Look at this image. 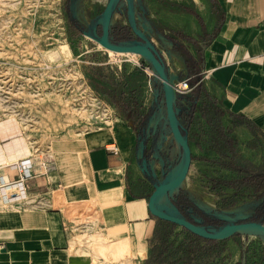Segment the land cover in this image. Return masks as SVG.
Instances as JSON below:
<instances>
[{
  "label": "crops",
  "instance_id": "crops-1",
  "mask_svg": "<svg viewBox=\"0 0 264 264\" xmlns=\"http://www.w3.org/2000/svg\"><path fill=\"white\" fill-rule=\"evenodd\" d=\"M139 28L178 81L200 77L224 109L244 116L264 135V0H145ZM136 100L127 115L117 113L84 137L60 145L50 170L25 182L23 196L13 198L16 191L0 189V264H94L80 254L79 238L119 228L126 230L121 237L129 240L130 261L152 259L146 238L155 231L135 214L148 191L138 194L137 184H146L133 166L138 111L157 106L147 97ZM159 126L152 115L142 151L150 157L158 156ZM21 141L0 126L3 181L15 180L12 164L28 156ZM33 198L40 200L34 204ZM139 229L148 234L142 237Z\"/></svg>",
  "mask_w": 264,
  "mask_h": 264
},
{
  "label": "rangeland",
  "instance_id": "rangeland-1",
  "mask_svg": "<svg viewBox=\"0 0 264 264\" xmlns=\"http://www.w3.org/2000/svg\"><path fill=\"white\" fill-rule=\"evenodd\" d=\"M67 3L69 16L82 27L81 32L69 21L65 8ZM106 3L107 0H0V126L4 125L10 133L21 138L22 148L27 155L46 156L52 162L60 145L67 140H78L94 130L93 126L98 124L92 119L96 115L107 118L110 112L111 119L115 117L118 112L111 109L110 103L117 90V82H123L119 90L126 92V87L137 80V98L147 97L149 104L157 106L154 115L160 125L158 156L150 157L144 153L137 159V165L133 166L134 172L146 184V187L137 184L140 194L153 189L152 178L162 181L171 172L175 177L182 165L171 154L164 131L160 97L156 96L158 84L151 73L137 56L108 51L96 41L100 36L101 15ZM113 13L116 19H112V30L117 26L128 28L126 0H117ZM84 32H90L92 36ZM111 41L122 44L129 40L116 41L111 37ZM145 43L148 45L146 40ZM147 79L153 81L149 89ZM93 97L104 104L106 111H97L88 105ZM238 137L242 142L248 140L244 133ZM261 142L264 143L263 137ZM143 143L135 145V155ZM190 147L198 168V186L194 194L196 208L211 220L223 224L253 221L251 218L256 214L262 198L235 195L237 204L222 209L225 200L233 196L234 191L225 188L212 191L208 187L207 177L200 173L205 167L200 161L203 152L195 147L194 142ZM257 150L255 153V150L247 149L244 145L241 149L247 158L264 164V149L259 147ZM115 176L119 179L118 175ZM32 200L37 204L40 198ZM156 207L161 209L159 205ZM175 208L176 200L167 201L162 210L180 215ZM214 213L220 217H215ZM123 232H126L124 228L84 232L79 238L80 254L92 258L94 264H136L130 261L133 254L129 240L121 237ZM138 232L142 237L148 234L141 229ZM113 240L121 241L115 244ZM146 240L150 250H153L152 259L142 264H172L182 258V250L190 245L181 233L165 236L155 231ZM164 241L171 248L165 260L159 263L156 260L158 252L152 248ZM245 244L264 253V235L251 237L245 240ZM187 262L254 264L239 254L210 249L190 254L185 258Z\"/></svg>",
  "mask_w": 264,
  "mask_h": 264
},
{
  "label": "trees",
  "instance_id": "trees-1",
  "mask_svg": "<svg viewBox=\"0 0 264 264\" xmlns=\"http://www.w3.org/2000/svg\"><path fill=\"white\" fill-rule=\"evenodd\" d=\"M65 8L70 23L76 30L81 32L82 27L69 16L68 3ZM111 37L116 41L130 40L129 29L117 26L112 30ZM190 66L191 64H188V67ZM185 80L190 91L186 94H178L179 118L187 129L189 143L194 142L195 147L203 152L200 161L205 167L204 171H200V173L207 177L208 187L212 191L216 192L220 188L234 191V195L225 200L226 203L222 206V209H228L237 204L238 199L235 195H247L249 198L261 197L262 201L257 208L258 210L251 219L264 223V164L263 162H254L252 158H247L241 151L242 145L247 149L252 148L255 153L258 152L257 148L259 147L264 149V143L261 142V137L264 138V135L250 124L244 116L224 109L206 92L200 77ZM181 81L184 80L179 82ZM122 83V81L117 82V90L112 98V105L117 108L121 116H125L132 110L133 105H137L136 92L139 84L137 80H134L127 87L126 92H121L119 88ZM123 93H127L128 97ZM153 112V108H149L145 112L138 111L140 120L136 126V144L144 139L145 130ZM240 133L247 135L248 140L246 142L239 139L238 135ZM221 173H227L228 175H221ZM219 175L223 177H219ZM176 208L189 221L193 222L192 215L200 218L202 226L219 228L223 225L222 222L213 221L203 215L186 197L176 199ZM162 233L165 236L177 234L175 232ZM184 237L189 240L190 245L182 250V258L172 264H189V262L185 263V258L203 249L221 250L203 244L190 236L184 235ZM170 248L171 245L167 241L152 248L158 252L156 260L159 263L165 260ZM152 253L153 250H150V255Z\"/></svg>",
  "mask_w": 264,
  "mask_h": 264
},
{
  "label": "water",
  "instance_id": "water-1",
  "mask_svg": "<svg viewBox=\"0 0 264 264\" xmlns=\"http://www.w3.org/2000/svg\"><path fill=\"white\" fill-rule=\"evenodd\" d=\"M116 1L107 0L101 15L100 36L96 38V41L108 51L137 56L151 73L158 84L156 96L160 97V104L163 108L164 131L171 154L186 171V174L179 178H175L173 172L162 181L152 178L153 189L139 199L135 208L136 216L154 231L181 233L208 246L239 254L243 258L250 259L254 264H264V257L245 244V240L251 237L264 235V223L247 221L223 224L219 228L205 227L201 225L200 218L192 215L193 222L189 221L179 213L177 208L175 211L180 215L165 213L162 210L167 201H175L183 196L195 208L198 207L194 200L198 186V168L188 140L187 129L179 118L178 95L175 89L179 79L176 75L169 73L160 52L148 44L150 49L145 43V38L139 28V15L145 0H131L130 2L126 0L130 40L122 44L111 41L112 17ZM85 34L92 36L90 32ZM149 83H153L152 79H149ZM154 113L153 116H155ZM143 148L144 145H141L137 151L138 159L143 156ZM156 205H161V209H158ZM214 216L220 217L215 213Z\"/></svg>",
  "mask_w": 264,
  "mask_h": 264
},
{
  "label": "built area",
  "instance_id": "built-area-1",
  "mask_svg": "<svg viewBox=\"0 0 264 264\" xmlns=\"http://www.w3.org/2000/svg\"><path fill=\"white\" fill-rule=\"evenodd\" d=\"M147 84L148 86H150L149 79H148ZM175 89L178 94H186L190 91V88L186 80L177 82ZM85 95L86 94H84V97ZM89 100L92 102H89L88 105L91 107H94L95 110L106 111V107L104 106V104L100 100H98L96 97H93ZM110 119L111 117H110V112H109V116L107 118L106 117L104 118V116L96 115L92 120L96 124L101 125V124H104L105 121H109ZM112 148H113L112 149L113 155H118V150L116 149V147L112 146ZM12 166L15 167L16 169L15 180L6 182L0 178V189L2 190L11 189V190L16 191V193H14L15 195L12 197L17 198V197L24 195L25 193L24 184L27 180L34 178V176L37 174H40V173L44 174L50 170V161L48 157L46 156L45 157H35L32 154H30L14 162Z\"/></svg>",
  "mask_w": 264,
  "mask_h": 264
},
{
  "label": "bare ground",
  "instance_id": "bare-ground-1",
  "mask_svg": "<svg viewBox=\"0 0 264 264\" xmlns=\"http://www.w3.org/2000/svg\"><path fill=\"white\" fill-rule=\"evenodd\" d=\"M127 1H130V0H127ZM197 5V4H196ZM176 58V57H175ZM177 60H179V59H177ZM176 61V60H175ZM87 86V85H86ZM186 174V171H185V169H184V167L182 166L181 168H180V170H179V172L176 174V176H175V178H179L180 176H182V175H185ZM23 196V195H22ZM21 197V196H20Z\"/></svg>",
  "mask_w": 264,
  "mask_h": 264
},
{
  "label": "flooded vegetation",
  "instance_id": "flooded-vegetation-1",
  "mask_svg": "<svg viewBox=\"0 0 264 264\" xmlns=\"http://www.w3.org/2000/svg\"><path fill=\"white\" fill-rule=\"evenodd\" d=\"M129 36H130V33H129ZM148 158H149V156H148ZM184 197V196H183ZM179 198H181V197H179Z\"/></svg>",
  "mask_w": 264,
  "mask_h": 264
}]
</instances>
